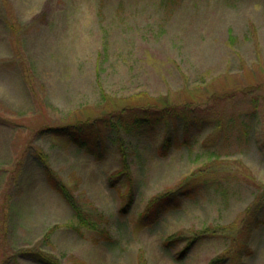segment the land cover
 Returning <instances> with one entry per match:
<instances>
[{
    "label": "rangeland",
    "instance_id": "374dc122",
    "mask_svg": "<svg viewBox=\"0 0 264 264\" xmlns=\"http://www.w3.org/2000/svg\"><path fill=\"white\" fill-rule=\"evenodd\" d=\"M0 264H264V0H0Z\"/></svg>",
    "mask_w": 264,
    "mask_h": 264
},
{
    "label": "trees",
    "instance_id": "16d2710c",
    "mask_svg": "<svg viewBox=\"0 0 264 264\" xmlns=\"http://www.w3.org/2000/svg\"><path fill=\"white\" fill-rule=\"evenodd\" d=\"M163 112H165L166 114H170L171 112H167L165 109L164 111L162 110H150V109H145L143 111L144 114H164ZM83 124L78 123L76 125H72V124H68L67 126H60L59 128H56V130H53L56 132V134H65L64 136H66L69 133V130L73 129V131H75L76 129H82ZM71 132V139L74 141L77 138V141L83 140L84 138H78L77 134H74L75 132ZM166 147L169 149L170 144L169 142L165 143ZM186 193V192H185ZM175 194L177 195L174 196L172 195L170 192H166L163 193L161 195H159L158 197H156L154 200H152L148 207L146 208V210L144 211V213L142 214L141 217V223L142 225H149L151 222L156 223L157 220L160 218V216L167 210L172 209L173 207L178 205L179 199H180V195L177 194L175 192ZM184 195V193H183ZM174 196V197H172ZM173 198V199H172ZM74 209L77 211H80L78 207L74 206ZM80 217H82L83 220H85L83 218V214H81V212L78 214ZM171 242V239L168 240V242L166 243L167 245L171 244L169 243Z\"/></svg>",
    "mask_w": 264,
    "mask_h": 264
}]
</instances>
